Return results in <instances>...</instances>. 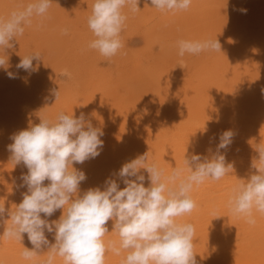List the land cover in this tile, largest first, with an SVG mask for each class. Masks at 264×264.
Segmentation results:
<instances>
[{"label": "rangeland", "instance_id": "374dc122", "mask_svg": "<svg viewBox=\"0 0 264 264\" xmlns=\"http://www.w3.org/2000/svg\"><path fill=\"white\" fill-rule=\"evenodd\" d=\"M29 2L0 0V17L6 18L13 9ZM92 3L93 0H53L47 17L34 18L14 49L8 50L9 70L13 72L18 71L15 65L20 56L28 51H39L43 61L39 62V71L31 75L19 70L18 79H9L0 69V184L11 201L6 200L5 206L14 207L12 204H18L21 193L26 191L16 187L21 173L27 169L22 164L14 167L10 162L7 150L12 143L10 136L30 123H39L40 110L49 118L60 111L69 115L74 111L77 116L84 112L94 126L103 129L106 148L95 159L74 165L87 175L80 185L82 191L103 187L105 179L124 162L147 152L142 149L143 144L162 145L165 157L161 167L170 171L184 158L170 155V150L176 149L177 142L186 149L188 142L200 141L204 127L217 138L213 150L221 132L228 129L238 132L234 142L248 144L251 162L257 155L251 144L264 141V0H192L189 10L176 14L161 13L140 0V11L133 14L124 9L128 16L121 34L124 47L110 60L88 48L94 38L87 26ZM241 8L247 9V13L242 14L238 10ZM64 28H68L66 35L62 33ZM136 31L140 34H135ZM205 36L217 38L221 52L178 55L177 41L203 40ZM64 69L71 73V80L58 79L57 74ZM165 78L172 86H166ZM58 87L61 95L54 103L49 90ZM20 90H24V97ZM253 213L259 216L256 223L245 226L264 227V214ZM7 242L0 243V264H29L20 256L23 246L32 247L27 236L23 245L18 241ZM120 261L121 257L109 252L105 264ZM204 263L264 264V251L242 241L236 246H224L222 260L207 257L198 262ZM57 264L62 261L58 259Z\"/></svg>", "mask_w": 264, "mask_h": 264}, {"label": "clouds", "instance_id": "9594fccd", "mask_svg": "<svg viewBox=\"0 0 264 264\" xmlns=\"http://www.w3.org/2000/svg\"><path fill=\"white\" fill-rule=\"evenodd\" d=\"M52 3L31 0L6 18L0 17V69L9 79L19 78V70L29 75L39 71V62L43 61L39 51L20 56L15 65L18 71L13 72L9 70L8 50L14 49L34 18L47 17ZM149 3L161 13L176 14L189 10L192 0H145ZM139 4L140 0H93L87 26L94 38L88 48L106 60L116 56L124 47L121 34L128 19L124 9L134 14L141 10ZM238 10L247 13V9ZM62 33L66 35L68 28ZM177 48L180 57L221 52L217 38L181 39ZM57 76L61 80L72 78L67 69ZM60 95L59 87L49 90L54 103ZM38 113L39 123H30L11 135L12 143L7 145L12 165L22 164L27 169L16 185L26 191L18 204H12L14 207L6 208V201L0 202V240L23 245L26 235L32 247L23 246L20 256L29 264H57L58 259L62 264H105L109 252L121 257L120 264H198L195 226L181 223L179 218L197 207L191 196L194 188L235 174L234 162L227 160V150L236 135L232 129L219 134L215 150L208 149V154L197 153L188 142L182 165L168 172L147 151L124 162L105 179L103 187L82 191L80 185L87 175L74 165L101 154L103 129L94 126L84 112L77 116L74 111L71 115L60 111L54 118L41 110ZM251 147L257 155L251 159L247 178H238L232 186L226 207L231 214L255 224L253 212L264 214V141ZM57 211L60 216L51 219ZM110 233L118 239L106 240Z\"/></svg>", "mask_w": 264, "mask_h": 264}, {"label": "bare ground", "instance_id": "6f19581e", "mask_svg": "<svg viewBox=\"0 0 264 264\" xmlns=\"http://www.w3.org/2000/svg\"><path fill=\"white\" fill-rule=\"evenodd\" d=\"M223 11V10H222ZM156 19V18H155ZM135 26V24H134ZM136 27V26H135ZM143 27V26H142ZM33 29V28H32ZM138 29V28H137ZM144 29V28H143ZM137 33V31L135 32V34ZM140 34V32H138ZM137 33V35H138ZM177 36V35H176ZM86 37V36H85ZM206 38L209 39V37L205 36ZM205 37L203 38V40L205 39ZM166 38V37H165ZM170 39V37H168ZM173 38V37H172ZM133 39V38H132ZM167 39V38H166ZM136 40V39H135ZM176 40V39H175ZM133 41V40H131ZM139 41V40H138ZM88 42V39H87ZM139 43V42H138ZM131 44V43H130ZM136 44V43H135ZM142 44H140L141 46ZM138 46V45H137ZM27 48V47H26ZM25 48V49H26ZM141 48V47H140ZM28 49V48H27ZM90 49V48H89ZM249 49V48H248ZM91 50V49H90ZM247 50V49H246ZM93 51V50H92ZM27 52V50H26ZM25 52V53H26ZM29 52V51H28ZM27 52V53H28ZM64 52V51H63ZM90 53V51H89ZM88 53V54H89ZM93 54V52H91ZM90 53V55H91ZM98 53V52H97ZM24 54V53H23ZM89 55V56H90ZM95 55V54H93ZM97 55V54H96ZM130 55V54H128ZM69 56V55H68ZM244 57V56H243ZM224 58V57H223ZM69 59V58H68ZM138 59V58H137ZM246 59V58H245ZM262 59V58H260ZM72 61V60H71ZM143 62V61H142ZM160 63V62H159ZM179 63V62H178ZM181 63V62H180ZM124 66V65H123ZM176 66H178V64H176ZM256 66V65H255ZM254 66V67H255ZM229 67V66H228ZM161 68V66H160ZM164 69V67H163ZM254 69V68H253ZM160 70V69H159ZM255 70V69H254ZM162 71V70H161ZM102 73V71H100ZM249 74V73H248ZM250 75V74H249ZM105 77V75H104ZM226 77V76H225ZM18 79V78H17ZM105 79V78H104ZM168 78H165V80ZM106 80V79H105ZM171 80V78H170ZM169 80V83H170ZM173 81V80H172ZM20 82V81H19ZM108 82V81H107ZM206 82V81H205ZM98 83V82H97ZM166 86H168L169 84L167 83V80L165 81ZM92 84V83H91ZM174 85V84H173ZM242 85V84H241ZM169 86H172V84H170ZM240 87V85H238ZM245 86V85H244ZM238 87V88H239ZM243 87V86H242ZM85 88V87H84ZM83 88V89H84ZM171 89V87H169ZM168 88V89H169ZM177 88V87H176ZM241 88V87H240ZM89 89V87H88ZM214 89V88H213ZM236 89V88H235ZM122 90V89H121ZM173 90H176L175 88ZM172 90V91H173ZM238 90V89H237ZM21 91V90H20ZM168 91V90H167ZM235 91V90H234ZM22 92V91H21ZM24 92V90H23ZM22 92V93H23ZM213 92V91H212ZM216 92V91H215ZM82 93V92H81ZM176 93V92H175ZM101 94V93H100ZM174 94V93H173ZM171 94V95H173ZM201 94V93H200ZM233 94V93H232ZM24 95V93L22 94V96ZM84 95V93H83ZM128 95V94H127ZM168 95V93H167ZM170 95V94H169ZM170 95V96H171ZM202 95V94H201ZM228 95V94H227ZM24 97V96H23ZM47 97V96H46ZM67 97V96H66ZM128 97V96H127ZM126 97V98H127ZM131 96H129L130 98ZM173 97V96H171ZM127 98V101H129L130 99ZM134 98V97H133ZM226 98V96H225ZM223 98V99H225ZM43 99V98H42ZM228 99V98H227ZM132 101V100H131ZM195 101V100H194ZM202 101V100H201ZM24 101H22L23 103ZM49 102V101H48ZM133 102V101H132ZM131 102V103H132ZM223 102V100H222ZM230 103V101H228ZM47 103V102H46ZM81 103V102H80ZM126 103V100H125ZM202 103V102H200ZM208 103V102H207ZM226 102L224 101V104ZM24 104V103H23ZM53 104V102H52ZM127 104V103H126ZM199 104V103H198ZM44 105V104H43ZM54 105V104H53ZM131 105V104H128ZM208 105V104H207ZM206 105V106H207ZM127 106V105H126ZM22 107V106H21ZM46 107L48 108V106L46 105ZM130 109L131 106H127V109ZM179 107V106H177ZM184 107V106H183ZM199 107H203V105L199 106ZM221 107V106H220ZM180 108V107H179ZM224 108V106H223ZM22 109V108H21ZM49 109V108H48ZM56 109V107H55ZM176 109V108H175ZM178 109V108H177ZM181 110V108H180ZM217 110V109H216ZM223 110V109H222ZM58 111V110H57ZM130 111V110H129ZM174 111V110H173ZM177 111V110H176ZM219 111V110H218ZM80 112V110H79ZM29 113V112H28ZM27 113L28 116H30ZM172 113V112H171ZM175 113V112H173ZM179 115V114H177ZM214 115V114H213ZM216 115V113H215ZM214 115V116H215ZM32 116V115H31ZM30 116V117H31ZM50 116V114H49ZM54 116V115H53ZM176 116V114H175ZM174 117V115H173ZM170 117V118H173ZM213 117V116H212ZM220 118V117H219ZM33 119V118H32ZM32 119L30 121H32ZM169 121L171 119H168ZM167 120V121H168ZM178 120V119H176ZM210 120V119H209ZM240 120V119H239ZM172 121V120H171ZM239 122V121H238ZM247 122V121H245ZM157 123V122H156ZM168 122H166L167 124ZM171 123V122H170ZM174 123V120H173ZM240 123V122H239ZM252 123V122H251ZM145 124V123H144ZM169 124V123H168ZM238 124V123H237ZM254 124V123H253ZM137 125V124H136ZM241 126V125H240ZM172 128V126H170ZM175 127V125L173 126ZM191 127V126H190ZM238 127V126H237ZM240 128V127H239ZM128 129V128H127ZM167 129V128H166ZM246 130H249L248 128H245ZM244 129V130H245ZM176 130V128H175ZM187 130V129H186ZM194 130V129H193ZM239 130V129H238ZM171 131L174 132V130L172 129ZM170 131V132H171ZM177 132V131H176ZM176 132L172 135H175ZM241 132V131H240ZM109 134V133H108ZM111 134V133H110ZM242 134V133H240ZM105 135V134H104ZM111 136V135H110ZM109 136V137H110ZM244 136V135H243ZM106 137V136H105ZM202 137V141H196L191 143L190 145H194L195 146V151L197 153H201V154H208L207 150L208 149H212L214 147V139H212L213 137L211 136V134L209 133V131L206 129L202 132L201 134ZM238 137V132L236 133L234 138ZM104 138V137H103ZM108 138V136H107ZM106 138V139H107ZM122 138V137H121ZM177 138V137H175ZM110 139V138H109ZM240 139V138H239ZM241 140V139H240ZM178 144H175L177 147H175L176 149L169 152V154H173V156H177L179 158H183L184 154L186 152V149L182 148V143L177 142ZM243 143V142H241ZM241 143H237L236 141L233 142V144L230 146V148L228 149L227 152V160L230 162H234L235 164V174L226 176L224 178H222L219 181H206L204 184L194 188L193 192L191 193L192 198L196 201L197 203V207L189 214L184 215L183 217L179 218V222L181 223H192L195 226V237H194V252L197 254L196 258L197 261L199 262V260L205 259V258H209V259H213V258H218L219 260H222V252H223V248L224 246H236L237 244H239L240 242H244L246 244H248L249 246H254L256 248H259V250L264 251V227L261 226H257V227H246L245 225L248 223L246 217L243 216H236L233 215L229 212L228 208L226 207V201H227V197L230 193V190L232 188V186L234 184H236L238 182V178H247L248 174H249V168H250V159L249 156L252 157V152L251 149L248 148V144L245 142L241 144ZM188 144V143H187ZM107 145V143H106ZM105 145V146H106ZM104 146V147H105ZM109 147V146H108ZM137 147V146H136ZM135 147V149H137ZM245 148V152L243 151V148ZM1 148V147H0ZM106 148V147H105ZM146 151H149L152 153V155L155 158V161L161 166L163 164L164 161V157H165V150H163V146L162 145H158V144H150L149 146L147 144H143L142 149H144ZM190 150L189 153L192 151V147L189 148ZM107 150V149H106ZM105 150V151H106ZM139 150V149H138ZM214 151V150H213ZM135 152V150H134ZM106 153V152H105ZM109 153V150H108ZM107 153V154H108ZM106 155V154H105ZM244 155V156H243ZM106 157H108L106 155ZM4 160V159H3ZM2 160V161H3ZM6 160V159H5ZM246 160V161H245ZM4 162V161H3ZM5 163L8 164V162L6 161ZM183 160L179 161L178 160V166L182 165ZM177 165V164H176ZM2 166V165H1ZM9 167V166H8ZM10 168V167H9ZM12 169V168H11ZM16 170V169H15ZM167 170V169H165ZM8 171V169H7ZM168 171V170H167ZM166 171V172H167ZM6 172V171H5ZM3 173V172H2ZM9 174V173H8ZM6 174V177L7 175ZM145 175H147L145 173ZM11 176V175H10ZM237 176V177H236ZM10 178V177H9ZM8 178V179H9ZM11 180V178L9 179ZM85 183V182H82ZM81 183V184H82ZM4 184V183H3ZM2 185L0 184V198H3L5 201L8 200L10 201V196L9 194L3 190V188L1 187ZM145 186H147V182L145 184ZM8 187V186H7ZM124 185L121 183V188H123ZM6 208H8L6 206ZM215 211L216 216L213 215V212ZM61 212L58 211L54 214L53 217H51V219H57L60 216ZM217 216H219V218H216ZM253 217L255 218V220L259 217L256 213H253ZM111 221H109V230L111 231ZM264 226V225H262ZM3 232V228L0 227V233ZM107 239H118V237L114 234V233H110L107 237ZM7 241H15V240H0L1 242H7ZM8 243V242H7ZM222 251V252H221ZM205 264V263H204Z\"/></svg>", "mask_w": 264, "mask_h": 264}]
</instances>
